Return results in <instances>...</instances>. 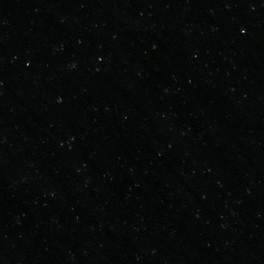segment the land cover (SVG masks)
I'll list each match as a JSON object with an SVG mask.
<instances>
[{"label": "water", "instance_id": "95a60500", "mask_svg": "<svg viewBox=\"0 0 264 264\" xmlns=\"http://www.w3.org/2000/svg\"><path fill=\"white\" fill-rule=\"evenodd\" d=\"M0 264H264V0H0Z\"/></svg>", "mask_w": 264, "mask_h": 264}]
</instances>
